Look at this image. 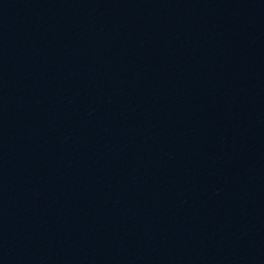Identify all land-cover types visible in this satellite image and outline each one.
Instances as JSON below:
<instances>
[{"label": "water", "instance_id": "water-1", "mask_svg": "<svg viewBox=\"0 0 264 264\" xmlns=\"http://www.w3.org/2000/svg\"><path fill=\"white\" fill-rule=\"evenodd\" d=\"M0 264H206L145 0H0Z\"/></svg>", "mask_w": 264, "mask_h": 264}]
</instances>
